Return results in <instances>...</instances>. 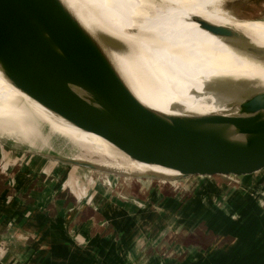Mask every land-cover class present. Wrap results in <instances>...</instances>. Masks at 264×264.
<instances>
[{
    "label": "rangeland",
    "instance_id": "1",
    "mask_svg": "<svg viewBox=\"0 0 264 264\" xmlns=\"http://www.w3.org/2000/svg\"><path fill=\"white\" fill-rule=\"evenodd\" d=\"M254 1L224 0L220 7L238 17L231 18L233 21L264 19V0ZM141 4L146 6V2ZM231 19L210 20L217 25ZM0 64L19 69L11 53L2 47ZM125 85L143 104L156 100L141 92L154 94L145 87ZM44 116L61 135L65 134L63 140L69 145L43 139L18 141L0 133L1 189L18 190L22 195L24 192L32 202L43 195L49 200L47 208L58 209L65 203L68 213L78 212L82 221L95 223L94 233L107 236L117 244L113 264L118 258L122 264H264V170L239 177H122L114 172L133 171L137 167L153 171L164 167L137 162L126 154L93 166L95 168L59 160L57 157L66 158L73 150L65 146H83L80 142L84 139L68 136L73 134V130L67 133L69 127L75 125L64 117L50 113ZM23 124L17 121L15 125L20 129ZM105 141L94 143L109 146L103 143ZM73 142L77 143L70 144ZM24 165L27 170L22 171L20 168ZM69 169L79 174L83 182L89 181L88 193L93 192L94 197H83H88L86 202L85 199H68L67 187L63 186L62 192L59 184ZM55 170L61 172V176L48 182ZM25 171L29 176L23 175ZM170 171L172 169H164V172ZM5 179L14 182L18 179L22 183L29 180L30 185L28 190L16 183L9 186ZM53 189L56 190L54 195L51 194ZM62 195L67 199L61 200ZM59 197L62 202L57 201ZM233 223H236L235 228H231ZM2 264L33 263L8 260Z\"/></svg>",
    "mask_w": 264,
    "mask_h": 264
},
{
    "label": "bare ground",
    "instance_id": "2",
    "mask_svg": "<svg viewBox=\"0 0 264 264\" xmlns=\"http://www.w3.org/2000/svg\"><path fill=\"white\" fill-rule=\"evenodd\" d=\"M59 1L98 44L125 84L155 94L140 90L156 99L144 103L147 107L170 116L232 118L237 122L216 123L231 134L238 133L241 123L255 124L264 117L259 99L264 100V19L233 21L236 16L220 7L224 0ZM228 18L232 21L217 25L238 33L234 37L199 23ZM12 70L0 64V133L25 142L65 139L44 116L61 115L16 87L8 74ZM246 104L250 109H244ZM17 121L25 124L15 128ZM72 130L68 136L84 139L88 146L74 148L66 159L97 166L124 155L97 134L88 135L77 126L69 127L67 133ZM99 140L109 146L95 145ZM164 169L137 167L114 173L122 177L178 175Z\"/></svg>",
    "mask_w": 264,
    "mask_h": 264
},
{
    "label": "water",
    "instance_id": "3",
    "mask_svg": "<svg viewBox=\"0 0 264 264\" xmlns=\"http://www.w3.org/2000/svg\"><path fill=\"white\" fill-rule=\"evenodd\" d=\"M199 23L228 36L238 34ZM0 45L19 65L8 73L16 87L75 126L106 139L132 160L178 173L129 177H239L264 170V117L255 124L241 123L238 133L231 134L216 123L237 122L232 118L170 116L147 107L59 0H0Z\"/></svg>",
    "mask_w": 264,
    "mask_h": 264
},
{
    "label": "crops",
    "instance_id": "4",
    "mask_svg": "<svg viewBox=\"0 0 264 264\" xmlns=\"http://www.w3.org/2000/svg\"><path fill=\"white\" fill-rule=\"evenodd\" d=\"M13 127L18 128L16 125ZM75 143L77 142L70 144ZM80 144L88 146L84 142ZM65 147L74 149L78 146ZM20 169L27 170L26 165ZM72 170L69 169L67 174L61 177L59 184L61 191L63 192V186H66L70 193L67 194L68 199L72 201L84 200L83 197L86 196L92 197L94 193L91 191L88 193L90 188L86 185L89 181L83 179L85 180L83 182L79 179L81 176ZM25 173L26 171L23 175ZM60 173L59 171L51 173L48 182L56 180L57 175L61 176ZM27 175L26 173L25 176ZM5 180L9 186L16 183L27 190L30 185L29 180L25 183L18 179V182ZM55 193L56 190L53 189L51 194ZM28 197L24 192L22 195L18 190L10 192L9 188L0 187V264L8 260L27 261L33 264H113L112 257L117 251V244L107 236L100 237L97 232L94 233L95 223L82 221L78 212L68 213L64 208L65 203L58 209L47 208L49 200L45 196L42 195L33 202ZM60 198H56L58 202L67 199L64 195L61 200ZM87 199L88 197L85 202ZM234 226L236 223H233L231 228H235ZM121 261L118 258L115 264H122Z\"/></svg>",
    "mask_w": 264,
    "mask_h": 264
}]
</instances>
